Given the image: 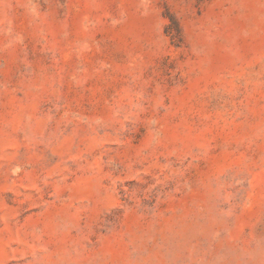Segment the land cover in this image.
<instances>
[{
	"label": "rangeland",
	"instance_id": "rangeland-1",
	"mask_svg": "<svg viewBox=\"0 0 264 264\" xmlns=\"http://www.w3.org/2000/svg\"><path fill=\"white\" fill-rule=\"evenodd\" d=\"M0 264H264V0H0Z\"/></svg>",
	"mask_w": 264,
	"mask_h": 264
}]
</instances>
